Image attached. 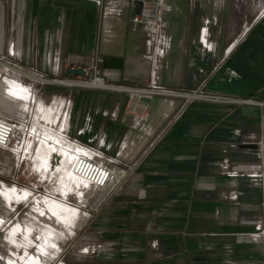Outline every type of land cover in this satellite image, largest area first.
Listing matches in <instances>:
<instances>
[{
  "label": "crops",
  "instance_id": "1",
  "mask_svg": "<svg viewBox=\"0 0 264 264\" xmlns=\"http://www.w3.org/2000/svg\"><path fill=\"white\" fill-rule=\"evenodd\" d=\"M138 1L143 0H107L99 6L88 0H21L17 10L26 13V30L32 13L43 31L53 32L57 10L66 6L65 53L72 56L75 68L92 64L99 54L104 56L100 70L106 81L113 86L144 87L153 72L154 46L145 25L133 23ZM164 1L172 10L162 19L163 54L168 56L159 62L158 81L168 89L195 91L201 85L200 75L212 73L214 63L209 55L203 58L197 47L208 52L199 41L203 18L208 16L205 1ZM261 1L253 0L254 8L246 9L255 13L252 19L262 11L259 20L253 21L245 40L238 39L231 55H221V68L208 79L209 98L155 96L144 102L145 109L138 107L146 115L138 123L137 115L129 114L132 100L126 98V91L82 89L75 95V126L90 115L83 141L105 134L115 144L121 143V158L138 157L133 167L138 180L123 185L119 204L107 207L106 224L121 228L114 237L122 240L125 249L115 250L110 264H264V185L231 177L224 170L225 161H260L258 141L264 130ZM250 134L255 139L248 140ZM234 189L241 191L237 202L227 199ZM2 190L4 195H14L8 187Z\"/></svg>",
  "mask_w": 264,
  "mask_h": 264
},
{
  "label": "rangeland",
  "instance_id": "2",
  "mask_svg": "<svg viewBox=\"0 0 264 264\" xmlns=\"http://www.w3.org/2000/svg\"><path fill=\"white\" fill-rule=\"evenodd\" d=\"M204 1L206 6L201 7L212 18L211 38L216 49L214 52H201L199 44L197 47L203 58H207V55L213 57L212 73L200 75L201 85L195 91L169 88L174 92L180 91V94H191L189 100L212 96L207 90L208 79L221 68V55H231L238 39H246L245 35L262 14L261 11L252 19L255 13L246 10L254 8L253 0H218L217 4L215 0ZM16 4L15 7L13 0L0 1V110L20 116L24 120L25 130L13 143V146H17L19 141L21 145L24 142L21 152L15 151L14 154L10 148H0V264H110L114 260L115 250L121 253L125 249L121 245L122 240L114 237L121 232V228H111L106 224L110 219L107 207L119 204L123 185L134 184L138 180L136 170H133L138 157L132 160L121 158L118 155L121 143L115 144L110 137L105 138V134L102 137L96 135L88 142L83 141L81 136L88 130L86 124L90 115L83 119L82 124L75 126V95L80 90L113 89L52 82L67 77L64 71L67 56L63 27L66 6L61 5L59 7L62 9L57 10L59 15L56 31L53 32L43 31L38 17L34 20L31 13L26 38V13H18L21 0H17ZM259 7L263 10L264 2H259ZM55 57L60 61L58 70L49 64V60ZM2 62L45 77L50 83L37 82L29 76L8 71L1 65ZM92 76L94 73L90 72L85 80ZM19 82L28 88L20 87ZM104 82L112 85L106 80ZM126 94L129 99L131 93ZM19 96L25 99L24 103L21 101L24 99L16 98ZM43 105L45 110L42 112ZM66 113L72 117L69 133L62 124ZM64 134H72V138L76 137L95 149L100 148L101 156L117 172L122 167L126 168L128 174L124 183L119 185L115 182L104 190L83 184L80 170H75L81 157L76 159L60 145ZM59 153L63 159H59ZM14 186L19 192L28 193L24 199L16 197L19 195L12 189ZM3 187L10 188L15 196L12 193L4 195ZM44 240L49 244L46 247L43 246ZM55 247H60L61 252ZM53 255L56 257L51 259Z\"/></svg>",
  "mask_w": 264,
  "mask_h": 264
},
{
  "label": "built area",
  "instance_id": "3",
  "mask_svg": "<svg viewBox=\"0 0 264 264\" xmlns=\"http://www.w3.org/2000/svg\"><path fill=\"white\" fill-rule=\"evenodd\" d=\"M14 1V6L17 4V0ZM107 0H95L99 6L105 5ZM196 0H193V4ZM218 0H215V4H217ZM142 13L140 15H136L133 18V23L136 26L139 25H145L148 35L150 36V39H152L153 42V59H154V66H153V72L151 75V80L146 85V87H126V88H115L121 91L130 92V99L132 100V106L130 108V113H134L137 115V122H142L146 119V115L143 112H139L138 109H133V105L137 106H143L144 99L149 98L153 99L155 96H165V97H175V96H184L186 98H189L187 94H180L179 91H171L168 88H165L159 83L158 77H157V71L159 62L161 61V57L163 56L164 49L162 47L163 39H162V19L164 16V13L167 11L172 10L169 6L166 5L164 0H143V7H142ZM203 25L200 29V44L203 48V50H206L208 52H214L216 49V44L213 42L211 38V27L213 25L211 16H205L202 21ZM236 44V43H235ZM97 57L95 58L94 62L86 67H82L84 71L86 72V78L89 75L90 72L94 73V77L90 78L96 80H105L104 77L101 76V70L100 65L102 62H104V56L97 54ZM59 58L55 57L54 60L50 59L49 64L54 65V68L56 70L59 69ZM10 64V63H9ZM12 65V64H11ZM15 65V64H13ZM12 65V66H13ZM16 66V65H15ZM17 67V66H16ZM64 71L67 67H75L72 63V56H69L66 58L64 63ZM20 68V67H19ZM57 72V71H56ZM65 74L67 77L65 79H55L52 80V82L55 83H62L66 84L68 86L76 85V84H68L63 81H86V78H83L78 75H68L65 71ZM23 76V75H21ZM75 76V77H74ZM17 80V79H15ZM13 80V82L15 81ZM12 82V83H13ZM50 83V82H49ZM20 87L23 85V83L19 82ZM11 86V85H10ZM9 86V87H10ZM33 86V85H32ZM82 86V85H81ZM24 88H28L27 86H24ZM94 87V86H93ZM125 87V86H121ZM30 88V87H29ZM99 88V87H96ZM132 89L137 90L136 93L132 92ZM31 90V88H30ZM28 91V90H27ZM29 92V91H28ZM177 92V93H176ZM249 101H255L253 99H249ZM256 102V101H255ZM71 115H68L67 113L64 114V119L62 121V124H65L67 127L68 133L71 132ZM25 130V124L24 120L20 116H13L12 114L8 113V111L0 110V148H10L13 150V153L15 154V151L21 152L23 149V143L21 145V141L18 142L19 145L13 146L14 141L16 137L23 133ZM82 133V131H81ZM61 137V136H60ZM72 134L63 135L61 137L64 147L68 149L70 153L74 154H80L75 156H80L79 161L76 166V171H79V176L82 179L83 184L89 185V187H93L99 190H104L108 188L111 185L116 184L115 182H118L119 185L124 183V180L127 177V170L126 168L122 167L119 172H117L115 169H113L104 159L103 153H101L100 148L95 149L92 145H87L84 142H82L80 139L74 137L72 138ZM247 139H255V136L253 134H250V136H247ZM15 147V149L13 148ZM19 147H21L19 149ZM258 157L260 161L258 163H232L229 161H225L224 163V170H226L227 174L231 177L236 178L237 176L247 177L250 182H253L254 184L258 185H264V164L261 161H264V130L261 138H259L258 141V151H257ZM59 159H63V155L60 153ZM63 161V160H62ZM85 164V166H84ZM5 189V187H3ZM13 189L17 190V187L14 186ZM19 191V190H17ZM20 194L26 193V192H19ZM241 191L239 190H231L229 194H227V199L231 200L232 202H237V198L239 197ZM24 201V200H23ZM263 233H264V226ZM10 233V232H9ZM156 245V244H154Z\"/></svg>",
  "mask_w": 264,
  "mask_h": 264
},
{
  "label": "bare ground",
  "instance_id": "4",
  "mask_svg": "<svg viewBox=\"0 0 264 264\" xmlns=\"http://www.w3.org/2000/svg\"><path fill=\"white\" fill-rule=\"evenodd\" d=\"M109 8V7H108ZM4 68H6L7 70H9V71H11V72H15V71H17L16 73H19V74H22V75H24V76H29L30 78H32L34 81H39V82H49V80L47 79V78H45V77H39V76H36V75H34V74H32V73H30V72H24V71H22V70H20V69H17L16 67H11V66H9V65H7V64H4V63H2L1 64ZM63 82H65V83H68V84H70V85H72V84H76V85H82V86H85V87H87V86H94V87H99V88H102V87H111V88H119V89H122V88H126V87H121V86H113V85H107L102 79L101 80H98V79H96V80H94V79H92L91 81L90 80H87V81H74V80H72V81H63ZM132 92L133 93H136L137 92V90H135V89H132ZM29 93H31L32 94V92H31V90H30V92ZM188 95V94H187ZM191 95V94H190ZM190 95H188V96H190ZM33 98V97H32ZM138 107H140L142 110L143 109H145L143 106H137V105H133V109H138ZM60 119H61V117H60ZM60 119L58 118V123H59V121H60ZM64 119V118H63ZM60 145L64 148V149H66L67 151H68V149L66 148V147H64V145H63V143H60ZM63 153H65L64 151H62ZM69 152V151H68ZM66 154V153H65ZM69 154L70 155H73L72 153H70L69 152ZM75 155H80V154H74L73 156H75ZM80 156H76V159L77 158H79ZM77 162V161H76ZM76 162H75V164H76ZM84 166H85V164H84ZM76 169V168H75ZM80 170V168L78 169V171ZM77 172V171H76ZM13 190H15V192H19V191H17L16 189H13ZM26 194H28V193H23L22 195H23V197L26 195Z\"/></svg>",
  "mask_w": 264,
  "mask_h": 264
},
{
  "label": "water",
  "instance_id": "5",
  "mask_svg": "<svg viewBox=\"0 0 264 264\" xmlns=\"http://www.w3.org/2000/svg\"><path fill=\"white\" fill-rule=\"evenodd\" d=\"M142 7H143V1H138L135 3V10L137 12V15H140L142 13ZM66 73L68 75H78V76H81L83 78H86V72L84 71V69L82 67H67L66 68ZM106 88H109V87H106ZM149 98H145L144 99V102L148 101L149 102Z\"/></svg>",
  "mask_w": 264,
  "mask_h": 264
}]
</instances>
